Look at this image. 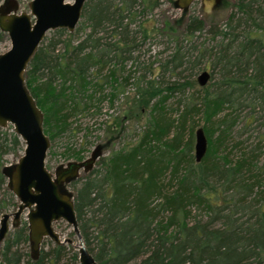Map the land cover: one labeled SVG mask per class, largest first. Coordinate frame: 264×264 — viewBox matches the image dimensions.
I'll list each match as a JSON object with an SVG mask.
<instances>
[{
  "label": "trees",
  "instance_id": "16d2710c",
  "mask_svg": "<svg viewBox=\"0 0 264 264\" xmlns=\"http://www.w3.org/2000/svg\"><path fill=\"white\" fill-rule=\"evenodd\" d=\"M160 4L86 0L75 29L45 35L24 72L45 133L68 127L73 113L95 112L101 98L114 100L127 85L134 89L129 113L118 122L151 110L136 141L71 183L80 234L98 264H264V164L259 145L244 146L234 127L244 108L246 119L262 113L264 123V0H233L226 21L206 33L189 8L157 23ZM156 36L166 40L155 61L137 59L121 76V64ZM202 66L211 69V82L171 119L164 101L193 88L190 76ZM105 86L111 90L101 95ZM193 115L203 119L208 140L200 162ZM17 148L19 137L0 129V189L8 196L0 197V216L17 205L1 163ZM20 245L30 249L27 220L5 238L3 264H78L76 253L65 262V244L40 245L35 254Z\"/></svg>",
  "mask_w": 264,
  "mask_h": 264
},
{
  "label": "water",
  "instance_id": "95a60500",
  "mask_svg": "<svg viewBox=\"0 0 264 264\" xmlns=\"http://www.w3.org/2000/svg\"><path fill=\"white\" fill-rule=\"evenodd\" d=\"M195 0H176L175 4L187 10ZM219 0H214L217 3ZM86 0H31L30 15L27 13H2L0 29L7 33L10 47L0 53V127L10 123L14 133L24 143L23 153L15 165L7 166L8 188L13 192L18 205L13 220L19 221L26 210L30 250L37 253L44 237L56 244L71 243L72 239L61 237L53 229V222L63 219L73 229L78 241V263L98 264L87 250L80 234L72 199L65 194L61 182L69 183L76 177L78 163H68L58 168L55 178L45 166L49 138L44 132L43 114L25 83L24 72L49 30L65 28L73 31L77 26ZM210 73L202 70L197 82L205 86ZM194 159L200 162L208 148L207 136L202 127L194 132ZM93 153L85 169L93 164ZM10 214L0 216V243L8 230ZM1 264V262H0Z\"/></svg>",
  "mask_w": 264,
  "mask_h": 264
},
{
  "label": "rangeland",
  "instance_id": "374dc122",
  "mask_svg": "<svg viewBox=\"0 0 264 264\" xmlns=\"http://www.w3.org/2000/svg\"><path fill=\"white\" fill-rule=\"evenodd\" d=\"M68 2H73V0H66ZM160 6L154 10V18L157 19V23H161V20L164 17H167L171 20L180 17L183 12V8L177 6L175 4L176 0H160ZM214 0H195L189 7L188 13H195L200 16L205 22V30L204 33L208 30L209 26L217 23L223 24L231 9L233 0H219L217 3L213 2ZM30 2L31 0H0V11L2 13H27L30 15ZM82 20V19H81ZM80 21V20H79ZM79 23V22H78ZM85 33V32H84ZM52 30H49L46 35L51 36ZM166 38L163 36H156L155 40L148 41L147 44H143L142 47L133 53V59H126L121 65L123 67V72L121 76L125 77L127 73L131 69H133V64L135 60L138 59L140 63L148 64L150 62L155 61L157 56V52L161 51L165 46L162 41H165ZM10 47V40L7 33L1 31L0 29V53L5 52ZM155 65V64H154ZM207 70L210 73V77L206 83L208 85L212 78V71L208 66H202L200 70L196 72V74H192L190 76L191 79L194 80L193 88H186L183 90H178L171 94L164 101V108L166 113H168L171 119H177L179 114L182 113L185 106L190 102V97L197 96V91L203 86H200L197 82V75L202 71ZM106 72V70H104ZM103 71V72H104ZM102 72V73H103ZM190 72L187 71L183 73L187 76ZM134 77L136 74L133 75ZM174 79L173 77L167 78V80ZM183 80V79H181ZM180 80V81H181ZM41 80H38L36 85H39ZM111 90L110 87L105 86L103 91L100 94H107ZM134 89L131 85H127L122 93L116 94L114 100L109 99L108 96L101 98V101L97 103V109L95 112H91L86 115L84 113H73L72 116L68 119V127L64 128L60 132L55 133L51 130V132L46 133L49 138V147L47 149V154L45 158V166L55 178L56 172H58V168L61 169L67 167L68 163L74 162L81 165L74 171V175L76 179L83 178L88 170L93 166V168H100L101 161L110 154L113 150H118L122 148L127 143H132L136 141L147 128L148 122L151 117V110L141 111L137 116L131 115L132 117H124L121 122V117L126 116L128 104L127 100L132 98ZM42 114L43 110L41 109ZM249 108H244L240 113V119L234 125L236 130V139L242 140L244 142V146L249 147V144H258L260 147L258 159L259 165L264 164V136L262 135L264 131V123L263 119L260 118L262 113H256L254 117L246 119V115L248 114ZM116 118V120H115ZM194 121L193 127V138L195 139L194 132L196 128L203 127L204 121L197 115H193L190 118V122ZM2 130L13 131L12 124L8 123L2 128ZM51 133L52 136L50 135ZM21 141V148L11 149L7 153L2 156V165L9 166L15 165L18 162V159L23 153L24 143ZM9 147L10 144H9ZM246 147V148H247ZM248 150V149H247ZM93 153L96 154V158L93 161V165L89 169H85L88 161L92 157ZM194 155V152H193ZM264 175V173H263ZM7 179V178H6ZM8 181V180H7ZM67 180H63L61 182V187L65 191V194L72 199V195H74V188L71 185L73 180L69 183ZM174 182L172 183V185ZM6 187V186H5ZM8 187V185H7ZM0 197L6 198L7 195H4V189H0ZM15 197V196H14ZM15 201H18L15 198ZM17 205H11L4 212L10 214V219L8 221V230L5 235V238L12 232L22 221H26V210L21 214L19 221L16 222L13 220V212L16 209ZM53 229L57 232V234L64 238L72 239L71 243H63L66 247L67 254L65 255V262L69 261L70 254L76 253L77 251V238L75 233L73 232L72 227L63 219L57 220L53 222ZM5 238L0 243V251L2 250ZM41 247L44 249H49L56 245L50 238L44 237L41 241ZM20 249L23 252L30 250L28 245L27 247H23L20 245ZM1 264V257H0ZM79 264V263H78Z\"/></svg>",
  "mask_w": 264,
  "mask_h": 264
},
{
  "label": "bare ground",
  "instance_id": "6f19581e",
  "mask_svg": "<svg viewBox=\"0 0 264 264\" xmlns=\"http://www.w3.org/2000/svg\"><path fill=\"white\" fill-rule=\"evenodd\" d=\"M78 244H79V243H78ZM78 244H77V247L79 246Z\"/></svg>",
  "mask_w": 264,
  "mask_h": 264
}]
</instances>
